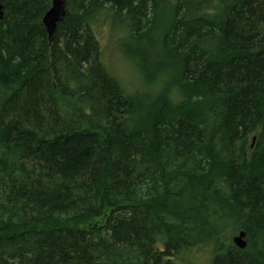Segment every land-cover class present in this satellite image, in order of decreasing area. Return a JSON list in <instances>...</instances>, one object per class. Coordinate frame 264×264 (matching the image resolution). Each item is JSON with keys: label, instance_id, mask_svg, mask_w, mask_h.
Returning <instances> with one entry per match:
<instances>
[{"label": "trees", "instance_id": "1", "mask_svg": "<svg viewBox=\"0 0 264 264\" xmlns=\"http://www.w3.org/2000/svg\"><path fill=\"white\" fill-rule=\"evenodd\" d=\"M52 3L3 1L0 264H264V0H68L51 42Z\"/></svg>", "mask_w": 264, "mask_h": 264}, {"label": "rangeland", "instance_id": "2", "mask_svg": "<svg viewBox=\"0 0 264 264\" xmlns=\"http://www.w3.org/2000/svg\"><path fill=\"white\" fill-rule=\"evenodd\" d=\"M110 22L113 23V20H110ZM102 24L100 27H96V31L104 55L103 61L110 74L117 79L123 92L127 96H130L141 91H152L151 87L153 84L146 81L133 61L124 54L127 53L128 49H132L133 46L134 49L132 50L137 49L138 52H151L150 50L152 49L149 48V43L143 41L137 44L134 41L131 42V39L125 41V38L128 36L126 30L123 31L119 28L116 31L109 24L106 25L105 22H102ZM117 24L123 26L121 23ZM175 97L177 99V95ZM231 228L235 230L236 224L234 223V226ZM238 235L239 231L234 233L233 238ZM181 257H183L182 263L184 264H213V251L210 246L193 248Z\"/></svg>", "mask_w": 264, "mask_h": 264}, {"label": "water", "instance_id": "3", "mask_svg": "<svg viewBox=\"0 0 264 264\" xmlns=\"http://www.w3.org/2000/svg\"><path fill=\"white\" fill-rule=\"evenodd\" d=\"M3 1L4 0H0V20H2L4 17ZM67 1L68 0H53L51 8L43 19V24L47 29L49 40L51 42L54 40L58 25L63 22L66 17ZM233 242L241 250L247 248L246 233L241 232L233 239Z\"/></svg>", "mask_w": 264, "mask_h": 264}, {"label": "bare ground", "instance_id": "4", "mask_svg": "<svg viewBox=\"0 0 264 264\" xmlns=\"http://www.w3.org/2000/svg\"><path fill=\"white\" fill-rule=\"evenodd\" d=\"M244 232V231H243ZM240 234V233H239Z\"/></svg>", "mask_w": 264, "mask_h": 264}]
</instances>
